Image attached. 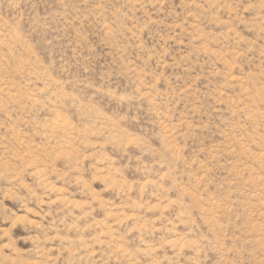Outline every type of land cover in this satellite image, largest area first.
Instances as JSON below:
<instances>
[{"label": "rangeland", "instance_id": "374dc122", "mask_svg": "<svg viewBox=\"0 0 264 264\" xmlns=\"http://www.w3.org/2000/svg\"><path fill=\"white\" fill-rule=\"evenodd\" d=\"M0 264H264V0H0Z\"/></svg>", "mask_w": 264, "mask_h": 264}]
</instances>
